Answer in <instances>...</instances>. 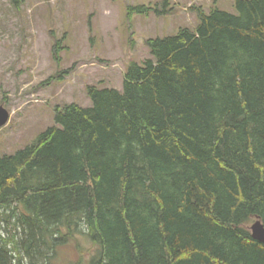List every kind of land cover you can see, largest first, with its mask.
<instances>
[{"label":"trees","instance_id":"16d2710c","mask_svg":"<svg viewBox=\"0 0 264 264\" xmlns=\"http://www.w3.org/2000/svg\"><path fill=\"white\" fill-rule=\"evenodd\" d=\"M193 9L194 28L146 40L123 90L88 85L91 106H56L55 124L0 154V264H56L62 227L81 222L90 264H264L250 229L264 223V0Z\"/></svg>","mask_w":264,"mask_h":264},{"label":"rangeland","instance_id":"374dc122","mask_svg":"<svg viewBox=\"0 0 264 264\" xmlns=\"http://www.w3.org/2000/svg\"><path fill=\"white\" fill-rule=\"evenodd\" d=\"M163 1L25 0L14 9L9 0H0V105L11 113L0 129V154L16 152L55 124L56 106H91L88 85L123 90L129 64L151 57L148 38L197 25L193 7L236 12L235 0H169L167 14L129 15L130 5L161 8ZM56 38L62 40L58 61ZM62 229L68 237L56 264H90L99 246L86 224Z\"/></svg>","mask_w":264,"mask_h":264},{"label":"water","instance_id":"95a60500","mask_svg":"<svg viewBox=\"0 0 264 264\" xmlns=\"http://www.w3.org/2000/svg\"><path fill=\"white\" fill-rule=\"evenodd\" d=\"M11 116L10 111L4 106L0 105V129L7 124ZM252 236L254 239L264 243V223L261 219H256L250 225Z\"/></svg>","mask_w":264,"mask_h":264}]
</instances>
